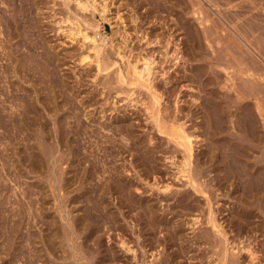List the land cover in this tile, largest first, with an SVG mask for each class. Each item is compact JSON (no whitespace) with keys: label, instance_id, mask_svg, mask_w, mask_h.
<instances>
[{"label":"rangeland","instance_id":"rangeland-1","mask_svg":"<svg viewBox=\"0 0 264 264\" xmlns=\"http://www.w3.org/2000/svg\"><path fill=\"white\" fill-rule=\"evenodd\" d=\"M76 1L77 0H67V1L66 0H0V15H1L0 16V22H1L0 23V39L2 40L1 41L2 43L4 42V39H6V37L7 39H9L6 43L7 45H6L5 50L3 49L4 52L8 51L7 52L9 53L8 56L5 55V53L3 52L0 53V65H1L0 69L1 68L3 69V71L2 69L0 70L1 71L0 72V77H1L0 78V117H1L0 118V126H1L0 127V134H1L0 135V264H39V263L41 264L42 261L37 259L36 257V251L38 250V247L41 248V243L38 242L40 238L37 237V235L39 234L41 227L46 229L45 228L46 223H42V221H39V220L41 219L43 220V222H47V220L50 219L49 218L50 216H44L46 214L47 215L51 214L53 216L56 215L57 217H59L60 212H59L58 205L59 206L60 204L63 205L64 202L67 205L66 209H69V206L71 208L72 205H77V203L71 202V199H70L71 196L81 191L80 189H82V187L89 185L88 184L89 180L87 181L83 180L82 184L80 185L81 188H79V185H78L79 182L77 181L75 182L77 170H75L74 167L77 166L76 164H78V159L73 156L69 148V145L67 143L62 144L63 142L61 143L59 141L58 139L59 133L57 131V128L59 125L63 126L67 130L73 129V128L80 129L82 134L79 132L77 134L78 137L76 136V134H73V133H71L70 135L74 139L78 138L79 141L81 140V137H82L81 143L79 142L78 144L79 147H77V151L81 153L80 156L84 155L90 161L87 160L86 158L81 159L82 160L81 166L88 167L90 165V162L92 161L97 163V168L96 166H91V169H89L90 172H92L91 171L92 169L94 171L90 173L89 175L90 176L89 178L92 179L90 180L93 182L100 180L99 177H101L99 161L101 162L100 156L103 153V151H101V148L104 143L102 142L105 140V137H106V136H103V132L111 133V134L106 133L107 135H111V137L120 138V135L117 134L115 136L112 130H109V131L105 130L106 132L103 131L104 128L103 129L101 128L102 126H100L101 125L100 122L111 123L110 128H116V126L118 125L117 120L118 118H121V117H123V119H127V121L132 123L135 128V133L141 135L143 139L148 140L149 137L153 135L152 137H153V140L155 141L152 140L150 143L148 142L146 145L155 146L158 143L161 145L156 148L157 152L154 154V157H153L155 164L159 165L163 171L172 169V167L169 168L171 164L170 161L168 162L169 158H165V156L168 155L169 153H166L164 151L163 153L162 150L164 149L163 147L167 148V145L169 146V144H172L173 142L171 141V142L165 143V141H167V137L165 136L166 138H164V135L158 132L156 128H154L153 123L145 119L146 115L143 113L141 109L140 111L137 112V107L128 106L126 105L125 100H119L121 96H126L129 93H131V91H135L131 96H147L148 94L145 93V90L143 88H140L139 90H137L136 87L133 88L132 86H127V85H122V84L121 86L120 83L118 86L117 82H115L116 79H115V72H114L115 68L114 67L109 68L107 70H103L100 73L96 74V68L94 66L95 65L94 62H91L89 64L86 61L80 62L79 61L80 54L84 53L87 50V44L83 46L80 44L81 40L79 38L81 37L79 35L76 36L74 39L70 38V35H69L70 27L74 26V24L72 25L69 21L65 20L67 16H70V18L73 19L74 22L80 21L81 27L83 26L84 28H87V30H90L92 32H97V38L100 35V37L102 38L104 37L105 40L108 39L106 40V44H107L106 49L108 51L107 54H109L110 56L109 58L111 60L113 58L114 59L116 58L117 60H119L118 56L115 53L114 44L115 43L119 44L121 42L120 44L123 45L124 44L123 37L125 36L127 38L126 39L127 46L124 49L125 50L124 53L126 54V57L129 56L128 59L129 60L131 59V61L135 60L137 55L140 52H142L143 54L144 53L149 54L150 52L152 53L155 50L154 56L156 57L157 64L155 63L154 65L155 66L154 76H157V77H155L154 81H155L158 91L160 90V92H164L163 93L164 98H162L163 105L166 104L169 107L168 110H173L175 108L173 107L175 106L174 101L178 99V103L179 104L181 103L180 106L182 105L184 108V113L187 111V108L189 107V103H190L191 96H192L191 93L192 91H194L191 89V86H194L196 88V92H198V93H195L194 96H209L208 94H210V92L208 93V91H210L211 86L206 85L208 88L205 87V84H203L202 81L206 78L207 75L209 74L213 75L212 72L215 70L220 71V72L222 71L221 74L224 73L223 69H219L222 66L221 64H223L221 63L222 56H220L222 52L224 53L223 57L225 59L223 60L225 64L227 62L226 60H229L230 59L229 57L232 54L234 57L236 56L237 58L238 56H240L239 60L241 58L243 59V56L240 54L243 51L242 48L233 44V40H234L232 38L233 31H232V28L230 27V24H231L230 20L232 19L231 15H234L235 12L237 13V15H239V17H237L238 19L237 18L236 19H237V22H239L240 24L243 23L240 25L241 27H243L244 24H245L244 26H246L247 21L248 23L253 25L249 21H252L253 18H255V20L257 21L256 17L258 14H260L261 19L264 18V9H263L264 0L262 1L261 0H258V1L257 0H214L217 3V7L216 5H213L214 1H210V0H106L107 5H108L107 7L109 8L108 17L112 16L114 12L115 13L117 12L123 19V25L121 26V29H122L121 34L124 33V35L119 36L118 33H114L113 31L114 28L111 25V24H114L112 22L113 19L102 20L98 12L92 15L91 11L89 10L82 11L77 6ZM100 1L101 0H97V2H100ZM198 1L203 5L204 8L206 7L205 9L207 12V16L209 15L208 16L209 18H207L205 14L206 13L205 9L203 10L204 11L203 14H205L204 16L203 14L193 15L192 10L193 8L197 6L196 3ZM222 12L224 15L222 14ZM239 12H241L242 14L241 13L239 14ZM251 14H254V15L252 16ZM197 16H198V19H197ZM240 16H241V19H240ZM245 16H247L249 19L246 18ZM250 18H252V20ZM210 19L212 20V22L210 21ZM92 20L101 21V26L97 30L91 28L90 26L88 28L87 23L93 22ZM202 20H204L205 22ZM214 20H215V23L213 24ZM259 20L257 22H259ZM192 22L194 24L193 26H195V28H197L198 30L197 36L194 35L195 30L193 28H190L191 27L190 24ZM260 22H259V26L262 25L260 28V31L258 29L259 26L257 27L258 31L257 30L254 31L255 29L253 30V28H256V25H254V27L252 26L253 27L252 29H249L251 27L250 25H247L245 29L243 27V29L244 30L248 29L249 31L248 30L247 31L249 33L252 31V33H250L252 35H257V36L263 35L259 39L261 40V42L260 43L258 42V45L259 47L262 46V48L260 47V49L262 50L261 55L264 56L263 55L264 54L263 52L264 51V39H263L264 38V31H263L264 28L262 30V27L264 26V19L261 20ZM199 23H202V29H201V24ZM3 24L4 26H2ZM227 25L229 26V28H227L228 27ZM248 26L249 28H247ZM207 27L209 28L212 27V28L209 29ZM225 28L229 29V34L227 32L228 30H225V31L223 30ZM207 29H209V31ZM221 29L222 31H220ZM2 30L4 31L2 32ZM214 32L215 33L217 32V33L215 34ZM156 33H159L158 37L160 38V41L155 40L156 42L154 41L151 43H147L149 40L154 39ZM224 33H226L229 36H227ZM191 35H193V37H191ZM209 35L211 36V38H212V35L213 36L216 35L218 39L214 36V40L212 39L210 41ZM169 36L172 38L173 43L171 41L172 44L170 43L167 46V50H170V48L171 50H170V53L167 55L168 57L167 56L164 57L163 52L166 50V46L164 44H165L166 39ZM192 38L194 39L193 42L197 46L195 48L196 55L194 56V58H192L191 57L192 55L190 54L192 50V46H193L192 45L193 42H191ZM188 40H190V42ZM217 41L218 43L216 44ZM174 42L175 44L179 42L178 45L180 46V50H181L179 52V56L182 55L180 56L182 60L180 59L179 65H172L174 60H172L173 57L171 55V52L175 47ZM225 42H226V46L224 45ZM209 43L213 45L210 46ZM229 44L231 45V47H229L230 46ZM189 45H191V47ZM221 46H223V48L225 47L226 49L228 48V50H225L224 48L225 52L224 50L220 51ZM188 47L191 49H189ZM199 47H201V49ZM214 47H216L217 50L213 49ZM218 48H220L219 51H218ZM234 48L237 49V51L235 50V53L233 50ZM213 50L215 51L216 54L221 52L220 54H218L220 56L219 66L215 63L218 61L212 59L210 56V55H213L211 54V53H214ZM92 52L93 51H90L91 56L94 55V52L93 53ZM229 53H230V56H229ZM203 56L204 58H202ZM248 59L249 57L246 60L250 61V59L249 60ZM207 60H209L211 63L209 61L207 62ZM236 61H238V59H236ZM257 61H259V63H261L260 65H262L261 68L263 69H261L260 72L262 71V74H263L264 73V57L261 60L260 58H258ZM213 62L215 63L214 66L217 68H214V66L211 65ZM123 63H127V60L121 61V65ZM204 63L205 65L208 64L206 66L208 69V73L202 74V76L196 75L195 81H192V80L190 81V79H188L187 77L183 75L185 72L188 73V70L191 69L193 66L194 68L199 70L201 68V65H204ZM209 64L211 66H209ZM3 65H6V66L4 67ZM168 68L170 69L169 72L167 73L168 81L166 80L165 82L163 79L165 75L163 76L161 73H163ZM199 76L201 78L203 77L202 80ZM223 76L224 74L222 75V79L221 77L218 78V80H220L221 83H223V79H224ZM238 80L239 79H236V81ZM261 83L262 84H260V86H262V88L257 85L252 86V84L248 85L246 83L245 89L247 92H250V93H251V90L253 89L255 90L257 89L258 91L261 90L260 91L261 93L260 92L258 93L261 96V98H263L264 97V85H263L264 78L261 80ZM214 86L218 87V84ZM219 89L222 90V88H219ZM166 95H168V97ZM115 99L118 101L112 102V100H115ZM105 100H107V102ZM263 100L264 98L262 99V101ZM26 104L28 106L29 105H32V106L28 107ZM263 104H264V101H263ZM115 106H117L116 108L118 110L115 108ZM28 108L29 110H27ZM22 112H28L29 117L34 118V120L32 118L28 119L30 123L29 127H26V126L20 127V122L18 123V121H16L15 117H17ZM182 114L183 113L180 112V115L183 118V119L180 118V120L181 121L186 120L185 119L186 117H184ZM11 115H14V118ZM2 116L4 118H2ZM40 116L42 117V119H39ZM10 117H12L13 119H10ZM43 119L46 120V123L45 124L43 123L44 125L42 126V122H45ZM189 123H190L189 125H186L187 127L192 125V121L191 122L189 121ZM64 124L66 125V127ZM187 124H188V121H187ZM6 125L7 126L12 125L13 127H10V126L7 127ZM35 127H36V130H35ZM44 127L46 130L43 129ZM81 128L82 129L84 128L83 130L85 131L83 132ZM191 128L192 126L188 127L187 129L192 130L193 128L192 129ZM49 129L51 130L49 131ZM100 129L102 132L100 131ZM11 130H14L13 134ZM47 130L49 131L48 133H47ZM98 130L100 132H98ZM55 132H57L58 134ZM10 133H11V136L14 135V137H11ZM49 133L53 137L52 136L50 137ZM92 133L95 136H93ZM6 134H8L10 137L8 135L6 136ZM55 135L57 136V138ZM79 135L81 136L79 137ZM101 135L103 137H101ZM42 136L44 138L47 136L46 137L47 139L46 138L44 139ZM98 136L100 137L98 138ZM28 137L30 138L29 140H28ZM86 137L88 138L86 139ZM23 138H25L26 140L25 139L23 140ZM36 138H38L39 141ZM42 138L44 139V141L42 140ZM51 138L53 142H51L52 141ZM95 138L97 139L95 140ZM83 139L85 142L83 141ZM88 139H89V142H88ZM34 140L36 141L34 142ZM206 141H209L208 138L202 140L203 143L201 142V140L200 142L198 141L197 142L198 146H197V143L195 144L196 153L201 151L203 149L202 147L205 148V146L206 147L208 146L206 145V143H204ZM65 144L67 145L66 148H65ZM56 153L57 155L55 157ZM92 154L93 156H91ZM178 154L180 155L181 152H179ZM110 156L106 158L110 162L109 164L106 163L105 167H109V165H115V164L118 165V167L120 168L119 170H121L122 173L126 176L125 182L127 181L129 186L133 185L132 189L136 197L140 198L142 196L144 197H148V196L154 197L155 196V195L153 196L152 194L150 183H155L158 180L156 181L153 178V175H150V174L141 175L143 171L141 173L137 171L138 169L142 167L138 165L139 164L138 159L133 158V156L129 154V152H125L124 154L119 153V155H115V156L114 154H112ZM178 157L180 158V156ZM57 158L59 160L57 164H55L56 163L55 160H57ZM52 159H54L53 163H52ZM71 160L73 162H71ZM131 162H133L134 164H132ZM196 162L197 160H195V164ZM121 165L123 166V168ZM214 165L216 164H212L211 162L201 165V167L205 166L203 168L206 170V175L202 177L203 179L206 178L207 180V177H208L207 181H210L212 179L211 177L212 176L214 177L215 171L212 170L215 167ZM135 168L136 169L138 168V169L136 170ZM106 173L108 174V172ZM93 176L95 179L96 178L97 179L96 180L93 179ZM167 177H168V173L167 174L165 173L164 179H166ZM57 180H60V181H57ZM170 180L171 179H168V181ZM179 181L175 182V187L185 188L186 186L183 184L184 180H179ZM215 181L216 179L213 181V183ZM58 184H59V187H58ZM136 184L138 186L141 185V187L138 189V192L137 190H135V187L137 186ZM215 187L217 186L215 185ZM141 188L145 191L141 190ZM24 189L26 190L24 191ZM112 191L113 192L108 194L109 195L108 200L111 203L110 205L111 207H113L112 208L113 210L115 211L120 210L119 204H121V202H119V199L117 200L115 190L113 189ZM156 191L158 190L156 188H153V192L156 193ZM218 191L220 192V189ZM41 197H45V202L43 203V206H44L43 209L39 207V202H38V199ZM221 198L222 199L219 200V203H223V204L221 205L219 204L220 207L218 206L217 210L218 209L220 210L217 211V215H218L219 220L221 222L223 221L222 222L223 228L228 232V234L230 232L229 234L230 239H234V241L235 240L237 241L236 242L237 247H236V250L234 251L235 252L241 251L239 254L241 256V261L243 262L241 263L242 264H245V262L248 263L247 253L245 249L241 248V246L251 245L253 247L255 246L258 249V252L260 255L259 264H264V245H263L264 244V241H263L264 240L263 239L264 229L261 228L259 230L257 229L258 231H252L253 232L252 234L251 232L249 231L245 232L244 230V231H241V234H240L239 228H237V226L233 227L234 224L231 225V223H229V221L231 220V217L234 214V211L232 212L233 209L229 207V205L233 204L232 201H234V198L228 197V196L221 197ZM200 199H203V200H200ZM199 200L200 201L198 205L199 207H201L202 205V208H204L203 210L204 215L199 210L200 209L199 207L198 209H195L198 212L195 210H192V211L184 210L183 211V209L181 210L179 207L177 209H179L180 212H178L177 216H174V217H177V218H174V221L176 222L164 225L165 227L163 225L162 226L157 225L154 228L155 231L153 230L152 233L148 232L149 227H147L148 225L145 219L138 218L139 216H137L136 214L137 210L128 211V208L125 207L123 210H124L125 216L127 217L120 214V217H122V219L119 222L120 225L106 223V225L103 226L102 224V227L100 226L101 228H100V231H98V234L100 235L101 240H103L102 245L100 247H97L96 244H93V249H95L94 251L97 253L98 251L100 252V250L111 246L114 249L115 253L117 251L116 253L117 256L121 255L120 258L118 256V259H119L118 261L117 259L115 261L111 260L112 264H123V263L124 264L126 263L127 264H139V263L143 264V261L145 260H149L150 264H152L154 261H159V264H176V263L177 264H193V263L194 264H200V263L209 264V261L211 263H214L215 260H219L221 258L222 248L220 246L221 244H219L221 237L219 236V234H217V232H215V230L210 229L208 226H206L205 223L195 224L194 226H192L188 222L189 219L194 216V214L201 217V219L205 218V212H206V208H205L206 204L204 201L205 199L201 196V198L199 197ZM216 205L217 204L215 203L214 206L216 207ZM40 209L45 211V212H42L43 214L41 215H39L41 211ZM71 209H72V211L70 212L71 214L80 212L78 208L73 207ZM200 212L202 213V215H199L201 214ZM171 215L172 214H169L168 216H171ZM37 220L39 221L38 223H37ZM177 220H179V222ZM177 222L178 224L179 223L181 224L179 225L176 224V227H172ZM200 226H201V229H200ZM26 227L28 228V230L26 229ZM232 227L234 229H232ZM173 229L174 230L176 229L177 232H180V233L174 234V232L172 231ZM47 230L48 229L44 230V232H47ZM144 234H145V237H144ZM173 234L175 235V237ZM122 236L125 238L127 245L131 244L130 246H132L134 249H137L136 250L138 254L137 257L134 258L132 251H126L124 250L123 247L120 246V240ZM59 239H61V237L57 238L58 241H60ZM241 239H244V241ZM215 240L216 242L218 241L219 243H216ZM213 242H215L219 248H217V245H215V243ZM238 242H241V243H238ZM180 243L182 244L180 245ZM176 244L178 245L176 246ZM183 246L184 247L186 246L185 249L183 248ZM238 247L240 248V250ZM177 248L180 249L176 251L177 253L179 252L178 255L175 252ZM217 250L220 254L217 252ZM20 252L21 253L23 252V253L21 254ZM174 252L176 255V256L174 255L175 258L172 257L171 255V253L173 254ZM42 253H45V250ZM45 255L47 256L48 254H45ZM50 257L52 258V260L54 259V263L56 264H59L60 262H66V261L68 263L70 262L69 264H72L71 262H73L74 264V261H75L74 258L72 259L73 261L69 259L63 261L61 257V251H57L54 256L50 255ZM60 258L62 260H60ZM165 258L166 260L168 258L170 259H168L166 262ZM190 258L192 260H190ZM171 259L172 261L170 262L169 260ZM84 261H86V259H84Z\"/></svg>","mask_w":264,"mask_h":264},{"label":"bare ground","instance_id":"bare-ground-1","mask_svg":"<svg viewBox=\"0 0 264 264\" xmlns=\"http://www.w3.org/2000/svg\"><path fill=\"white\" fill-rule=\"evenodd\" d=\"M210 1H214V0H210ZM252 2H254V1H252ZM76 3H77V6L79 7V9H81L82 11L89 10V11H91L92 15H94V13L98 12L100 14L102 20L113 19L112 22L114 24H111V25L114 28L113 29L114 33H118L119 36L124 35V33L121 34V30H122L121 26L123 25L122 17L117 12L116 13L114 12L112 16L108 17L109 8L107 7L108 5H107L106 0H101L100 2H97V0H77ZM196 4H197V6L195 8L192 7L193 8V10H192L193 15L194 14L195 15L203 14V12H204L203 10L206 7L204 8L203 5L199 1ZM213 5H216V7H217V3L215 1H214ZM239 8H241V7H239ZM244 8H246V7H244ZM205 12H206V9H205ZM240 13L241 12H239V14ZM245 13H247V12H245ZM205 14L207 16V12ZM205 14H203V16ZM222 14H223V12H222ZM235 14H234L235 16L231 15L232 19L230 20V23H231L230 27L232 28V31H233L232 34L234 37L232 35L231 36L234 39L233 44L242 48L243 51L241 53L240 52L239 53L243 56V59L241 58L239 60L240 56H238V58H237L236 56L234 57L233 54L230 56V53H229L230 59L226 60L227 62L225 64V62L223 60V59H225L223 57L224 53L220 52L221 53L220 56H222V62L221 63H223V64H221L222 66L219 69H223V71H224L223 83H221V81L218 80L219 77H221V79H222V75H223V74H221L222 71L220 72V71L215 70L213 72L211 71L213 75H210V74L207 75L206 78L202 81L203 84H205V87H207L206 85L211 86L210 91H208V93L210 92V94H208L209 96H194V94L198 93V92H196V88L194 86H191V89L194 91H192V93H191L192 96H191V100L189 103V107L187 106L188 108H187V111L185 110L186 111L185 113H184L183 106L182 105L180 106L181 103L180 104L178 103V99H176L174 101L175 106H173V107H175V108L173 110H168V108H169L168 105H166V104L163 105L162 98H164L163 97L164 92H160V90L158 91L156 84H155V81H154L155 77H157V76H154L155 75V66L154 65L157 62L156 57L154 56L155 50L152 53L150 52L149 54L148 53L143 54L142 52H140L137 55L136 59L131 61V59L130 60L128 59L129 56L126 57V54L124 53L125 52L124 49L127 46V43H126L127 38L125 36V37H123L124 38L123 39V42H124L123 45L120 44L121 42L119 44H116V43L114 44L115 53L118 56L119 60H117L116 58H115L116 60L114 58L111 60L109 58L110 57L109 54H107L108 51L106 49V45H107L106 40H108V39L105 40L104 37L102 38L99 35L98 36V38L100 39V41H99V39L97 38V32H92L90 30H87V28H84L83 26L81 27L80 21L74 22L73 19L70 18V16H67L65 18V20L69 21L72 25L74 24V26L70 27V31H69L70 38L74 39L76 36L79 35L81 37V38H79L81 40L80 44L82 46L87 44V50L84 53L80 54V60H79L80 62L86 61L88 64L91 62H94L95 63L94 66L96 68V74L100 73L103 70H107L109 68L114 67L115 68L114 69L115 79H116L115 82H117L118 86L120 83V85L122 84V85L132 86L133 88L136 87L137 90H139L140 88H143L145 90V93L148 94L147 96H131L135 92V91H131V93H129L128 95L121 96L119 100H125L126 101L125 103L128 106L137 107V112L140 111V109H141L143 111V113L146 115L145 119L148 121H151V123H153L154 128H156V130L158 132L162 133L164 135V138L167 137V141H165V143L166 142L168 143L171 141L173 142L172 144H169V146L167 145V148H165V147H163L164 149L162 148L163 149L162 152L164 151L166 153H169L168 155L165 154L166 155L165 158H169L168 162L170 161V163H171L169 168L172 167V169L167 170V171H165V170L163 171L159 165L155 164L153 157H154V154L157 152L156 148L161 146V145L159 143L156 144L155 142H154L156 144L155 146H152V145L147 146L146 145L148 142L150 143L153 140V137H152L153 135L151 137H149L148 140L143 139V137L141 135L135 133V128H134L133 124L130 123L129 121H127V119H123V117H121V118H118V120H117L118 125L116 126V128H110L111 123L100 122V124H101L100 126H102L101 128L102 129L104 128L103 131L112 130L113 134H115V136L117 134H119L120 138L111 137V135H107V134H111V133H107L105 131L107 133L106 134L103 132V136H106V137H105V140L102 142V143H104L102 148H101V151H103V153L100 156L101 162L99 161L101 177H99L100 180L93 182V181H91L92 179L89 178L90 177L89 175H90V173H92L94 171L92 169L91 170L92 172H90L89 169H91V166H96V168H97V163L92 161V162H90V165L88 167H86V166L82 167L81 166V163H82L81 159L86 158L87 160H89L84 155L80 156L81 153L77 151V147H79L78 144H79V142L81 143L82 137H81V140L79 141L78 138L74 139L70 135L71 133H73V134H76V136L78 137L77 134L79 132L81 133L80 129L73 128V129L67 130L63 126L59 125L57 128V131L59 133V135H58L59 141L61 143L63 142L62 144L67 143L69 145V148H70L73 156L78 159V164H76L77 166L74 167L75 170H77L75 182L76 181L79 182V184H78L79 188H81L80 185L82 184L83 180L84 181L89 180L88 181L89 185L82 187V189H80L81 191L77 192L76 194H74L70 198L71 202L77 203V205H72L71 208H73V207L78 208L80 212L75 213V214H71L70 212L72 211V209L70 208V206H69V209H66L67 205L64 202L63 205L62 204H60V206L58 205L59 212H60L59 217H57L56 215L53 216L51 214H48V215L46 214L44 216H50L49 217L50 219L47 220V222H43V220H41V219L39 220V221H42V223H46L45 228L48 229L47 232H44V230H46V229L41 227V230L39 231V234L37 235V237L40 238L38 242L41 243V248L38 247V250L36 251V257H37V259L42 261L41 264H56V263H54V259L52 260L50 255L54 256L57 251H61V257H62L63 261L67 260V259L72 260L74 258V260H75L74 264H98V263H100V264H112L111 260L115 261L117 259V261H118L119 260L118 256L120 258L121 255L117 256V254H116L117 251L115 253L114 249L111 246L106 247L102 250H100L101 249L100 248V249H98V250H100V252L98 251L97 253L94 251L95 249H93V244H96L97 247H100L102 245L103 240H101V237L98 234V231H100L102 224H103V226L106 225V223H112V224L120 225L119 222L122 219V217H120V214L125 216L123 209L125 207H127L128 211L137 210L136 214H137V216H139L138 218L145 219V221L148 225L147 227H149L148 232L152 233V231L154 230V228L157 225L158 226L159 225L164 226V225L176 222V221H174V218H177V217H174V216H177L178 212H180V210L177 208L180 207V209L181 210L183 209V211L184 210L192 211V210L198 209L199 201L203 200V199L199 200V197L201 198V196L205 199L204 201L206 204V206H205V208H206L205 218L201 219V217L194 214V216L192 215L193 217H191L188 222L192 226H194L195 224L205 223L206 226H208L210 229L215 230V232H217V234H219V236L221 237V238L219 237L220 243L218 241L216 242V240H215L216 243L221 244L220 245L222 248L221 249L222 250L221 258L219 260H215V258H216L215 257L214 258L215 262L211 263L209 261V264L210 263L211 264H242L243 263L241 261V256L239 255L241 251H239V252L234 251V250H236V247H237V243H236L237 241L236 240L234 241V239H230V236H229L230 232L228 234V232L223 228V224H222L223 221L221 222L218 218V215H217V211H219L220 209L217 210V208H218L219 204L220 205L223 204V203H219V200L222 199L221 197H226V196L233 197L234 198V201H232L233 204L229 205V207H231L233 209L232 212L234 211V214L231 217V220L229 221V223H231V225L234 224L235 226L233 225V227L237 226V228H239L240 234H241V231H244V230H245V232L249 231L252 234L253 233L252 231H258L261 228L264 229V104H263L264 100L262 101V99L264 97L261 98V96L258 93L261 90L258 91L256 89L257 90L256 91L255 89H253L254 91L251 90V93H250V92H247L245 89L246 83L248 85L252 84V86H256V85L260 86V84H262L261 80L264 78V75H263L264 73L262 74V71L260 72V70L263 68H261L262 65H260L261 63H259V61H257V60H258V58H260V60H261L264 57L261 55L262 50L260 49V47L262 48V46L259 47V45H258V42L259 43L261 42V40H259V39L263 35H258L259 36L258 37L257 35L250 34V33H252V31L249 33L248 29L244 30L247 25L251 26L250 28H249V26L247 27L249 29H252L254 27V25H256V28H253V30L255 29L254 31H256L257 27L259 26V22L261 20H263L264 18L261 19L260 14H258L259 17H258V15L256 17L257 21L260 19L259 22H257L255 20V18H253V20H252V18H250L252 21H249V22H251L253 25L248 23V21L246 19L247 24H246V26H244L245 24L243 25V27H244V29H243V27L240 26L243 23L240 24L239 22H237V19H238L237 17H239V15H237L236 12H235ZM248 14H250V13H248ZM217 15H218V13H217ZM251 15L253 16L254 14H251ZM208 16H207V18H209ZM241 16H243V15H241ZM241 16H240V19H241ZM245 17L248 18L247 16H245ZM197 19H198V16H197ZM211 19H210V21L212 22ZM243 19H245V18H243ZM100 20L99 21L98 20H95V21L92 20L93 22L87 23L88 28L90 26L91 28L97 30L101 26ZM202 21H204V20H202ZM208 21H209V19H208ZM214 23H215V20H214L213 24ZM189 24H188V26H189ZM199 24H201V29H202V23H199ZM190 25H191L190 28H193L195 30L194 35L197 36L198 35L197 34L198 33L197 28H195V26H193L194 25L193 22ZM2 26H4V24ZM261 26L258 27L259 31H260ZM207 28H209V27H207ZM210 28H212V27H210ZM227 28H229V26ZM263 28H264V26L262 27V30H263ZM193 29H192V31H193ZM205 29H206V27H205ZM209 29H207V30L209 31ZM203 30H204V28H203ZM223 30L224 31L228 30L227 32L229 34V29L225 28ZM3 31L4 30H2V32ZM6 31H8V30H6ZM220 31H222V29ZM261 33H263V32H261ZM158 34L159 33H156L154 39L149 40L147 43L154 42L155 40L160 41ZM224 34H226V33H224ZM5 36H4V38H5ZM214 36L216 37V35H214ZM214 36L212 35V38L210 36V41L212 39L214 40ZM227 36H229V35H227ZM11 37H12V35H11ZM191 37H193V35H191ZM8 40L9 39H7V37H6V39H4V42L2 43L1 42L2 40L0 39V48H1L0 53L3 52L7 56L9 53H7L8 51L4 52V50L6 48V45H7L6 43ZM171 41H172V38L170 36L165 41L164 45L166 46V50L163 52L164 57H166L170 53L171 48H170V50H167V46L171 43ZM188 41L190 42V40H188ZM193 41H194V39L192 38L191 42H193ZM202 41H201V43H202ZM221 42H219V43H221ZM172 43H173V41H172ZM193 43H192V45L194 47L192 46V50L190 53L192 55V56L190 55L192 58H194V56L196 55L195 48L197 47L196 44L195 43L193 44ZM217 43H218V41L216 42V44ZM176 44L174 42L175 47L171 52V55L173 57L172 60H174L172 65H179L180 59L182 60V58L180 57L182 55L179 56V52L181 51L180 46L178 45L179 42ZM209 44H210V46L213 45V44L211 45V43H209ZM224 45L226 46V42ZM189 46L191 47V45H189ZM216 47H214L213 49L217 50ZM229 47H231V45ZM199 48L201 49V47H199ZM220 48H221V50H220ZM220 48H218V51L219 50L223 51L225 47L223 48V46H221ZM189 49H191V48H189ZM225 50H228V48L227 49L225 48ZM225 50H224V52H225ZM233 50H234V53H235V50L237 51V49H235V48ZM90 51H93L94 55L91 56ZM226 52H228V51H226ZM220 53H218V54H220ZM211 54H213V55H210L211 58L214 60H217L218 62H215V61L214 62L219 66L220 65L219 64L220 63L219 62L220 56L218 54H216L215 51H214V53H211ZM248 57H249L250 61L246 60ZM202 58H204V56ZM235 58L238 59V61H236ZM125 60H127V63H123L122 64L123 66H122L121 61H125ZM208 61L209 60H207V62ZM214 62L211 65L214 66L215 65ZM207 65H205V63H204V65H201V68L199 70H197L193 66L191 69L188 70V73L185 72L183 75L185 77H187L188 79H190V81L191 80L195 81L196 75L202 76V74L208 73V69L206 67ZM211 65L209 64V66H211ZM3 66L5 67L6 65H3ZM214 68H217V67L214 66ZM169 70L170 69L168 68L163 73H161L163 76L165 75V77L163 78L165 82L167 80V77H168L167 73L169 72ZM2 71H3V69H2ZM171 78H172V76H171ZM202 78H201V80H202ZM236 79H239V80L236 81ZM216 84H218V87L214 86ZM132 87H130V88H132ZM260 87L262 88V86H260ZM219 88H222V90ZM136 89H134V90H136ZM129 90H131V89H129ZM207 90H209V89H207ZM179 93H177V94H179ZM166 96L168 97V95H166ZM105 101L107 102V100H105ZM116 101H118V100H116V99L112 100V102H116ZM29 106H32V105H29ZM116 107L117 106H115V108ZM126 108H128V107H126ZM27 110H29V108ZM180 112L183 113L182 115L184 117H186L185 118L186 120H183V121L180 120V118H182L180 115ZM11 116H13V118H14V115H11ZM2 118H4V117L2 116ZM13 118L10 117V119H13ZM15 118H16V121H18V123L20 122V127H25V126L29 127L30 123H29L28 119L32 118L34 120L33 117H29L28 112H22ZM39 119H42V117L40 116ZM43 120L45 122H42V126L46 123V120L45 119H43ZM9 121H11V120H9ZM187 121H188V124H187ZM189 121L190 122L192 121V125H190L193 128V129L191 128L192 130L187 129L188 127H190V126H188V127L186 126V125L190 124ZM14 122H15V120H14ZM96 123H97V121H96ZM9 126L10 125H8L7 127H9ZM10 127H13V126L11 125ZM65 127H66V125H65ZM43 129H45V127ZM83 129L81 128V130H83ZM35 130H36V127H35ZM50 130L51 129H49V131ZM87 130H88V128H87ZM11 131L13 134L14 130H11ZM49 131L47 130V133ZM84 131L85 130H83V132ZM100 131H101V129H100ZM100 131L98 130V132H100ZM7 132H9V131H7ZM90 132H92V131H90ZM55 133H57V132H55ZM8 134H6V136ZM49 135H50V133H49ZM92 135H93V133H92ZM10 136H11V133H10ZM51 136L52 135H50V137ZM80 136L81 135H79V137ZM93 136H95V135H93ZM103 136L101 135V137H103ZM11 137H14V135H12ZM16 137H17V135H16ZM99 137L100 136H98V138ZM43 138H42V140L44 141L45 138L44 139ZM56 138H57V136H56ZM87 138L88 137H86V139ZM207 138L209 141H206L204 143H206V145H208V146L207 147L205 146V148L202 147L203 149L201 151H199L198 153H196L195 152V144L198 141L200 142V140H201V142H202V140L207 139ZM24 139L25 138H23V140ZM29 139L30 138L28 137V140ZM36 139L38 140V138H36ZM96 139L97 138H95V140ZM18 140H19V138H18ZM51 140H52V138H51ZM161 140H163V139H161ZM35 141L36 140H34V142ZM48 141H50V140H48ZM83 141H84V139H83ZM117 141H118V143H117ZM153 141H155V140H153ZM51 142H53V140ZM88 142H89V139H88ZM45 144H44V146H45ZM60 146H61V144H60ZM66 146L67 145L65 144V148H66ZM197 146H198V143H197ZM197 146H196V148H197ZM133 151H135V152H133ZM38 152H40V151H38ZM125 152H129V154H131L133 156V158L139 160L138 165H140L142 167L140 169L137 168L138 170L136 168L135 169L139 173H141L143 171L141 173V175L142 174H144V175L150 174V175H153V178L156 181L158 180L155 183H150V188L152 189V194H153V196L155 195L154 197H151V196H148V197L142 196L140 198L136 197L134 195V192L132 189L133 185L132 186L130 185L131 186L130 187L129 184L127 183V181L125 182L126 176L122 173L121 170H119L120 168L118 167V165L115 164V165H109V167H105L106 163L109 164V162H110L106 159V158H108V156H110L112 154H114V156L119 155V153L124 154ZM179 152H181L180 155L178 154ZM84 153H86V152H84ZM56 155H57V153L55 154V157H56ZM32 156H34V155H32ZM91 156H93V154ZM178 156H180V158ZM57 157H59V156H57ZM129 158H131V157H129ZM54 159H52V163H53ZM58 160H59L58 158H57V160H55L56 161L55 164H57ZM195 160H197L196 164H195ZM71 162H73V161L71 160ZM208 162H211L212 164H216V165H214L215 167L212 169L215 171L214 177L212 176L211 177L212 179L211 180L209 179L210 181H207L208 177H207V180H206V178L205 179L202 178L203 176L206 175V170L203 167H205L207 164L203 167H201V165L208 163ZM41 163H42V161H41ZM131 163L134 164L133 162H131ZM135 166H137V165H135ZM122 168H123V166H122ZM106 172H108V174ZM64 173H65V171H64ZM131 173H133V172H131ZM165 173L166 174L168 173V177L166 179H164ZM210 173H211V171H210ZM93 179H95L94 176H93ZM168 179H171V180L168 181ZM215 179H216V181L213 183V181ZM179 180H184L183 184L186 186V187L184 186L185 188L175 187V182L179 181ZM57 181H60V180H57ZM143 181H145V180H143ZM145 183H143V184H145ZM215 185L217 187H215ZM58 187H59V184H58ZM140 187H141V185L140 186L137 185L135 187V190H137V192H138V189ZM153 188H156L158 191H156V193H154ZM113 189L116 192L117 200L119 199V202H121V204H119L120 210H116V211L112 209L113 207H111V205H110L111 203L108 200V197H109L108 194L113 192L112 191ZM219 189H220V192L218 191ZM25 190L26 189H24V191ZM141 190H143V189L141 188ZM143 191H145V190H143ZM51 193H53V192H51ZM62 196H64V195H62ZM22 198H23V196H22ZM4 199H5V197H4ZM27 199H28V197H27ZM38 202H39V207H41L43 209V207H44L43 203L45 202V197L39 198ZM215 203L217 204L216 207L214 206ZM199 208H200L199 210L203 213L204 208H202V205ZM42 209H40L41 211H40L39 215L43 214L42 212H45ZM195 211H197V210H195ZM202 213L201 214L198 213V214L202 215ZM169 214H172V215L168 216ZM203 215H204V213H203ZM125 217H127V216H125ZM130 218H131V216H130ZM39 221L37 220V223ZM177 221L179 222V220H177ZM178 222L175 223L174 226H172V225H170V226L176 227V224H178ZM112 224H110V225H112ZM179 224H181V223H179ZM147 227H145V228H147ZM233 227H232V229H234ZM26 229L28 230L27 227H26ZM108 229H109V227H108ZM200 229H201V226H200ZM41 231H42V233H41ZM158 231H159V229H158ZM172 231L174 232V234L180 233V232H177L176 229L175 230L173 229ZM126 233H127V231H126ZM126 233H124V234H126ZM235 233H237V232H235ZM177 236H178V234H177ZM58 237H61V239H59L60 241L57 240ZM144 237H145V234H144ZM174 237H175V235H174ZM213 237H215V236H213ZM112 239H114V238H112ZM131 239H132V237H131ZM205 239H206V237H205ZM236 239H238V238H236ZM253 239H255V238H253ZM181 240H183V239H181ZM181 240H180V242H181ZM241 240L244 241V239H241ZM215 242H213V243H215ZM241 242H238V243H241ZM216 243H215V245H217ZM253 243H251V244H253ZM181 244L182 243H180V245ZM130 245H127L125 238L122 236V238L120 240V246L123 247L124 250H126V251H132L133 257L135 258L138 255L136 252L137 249H134ZM177 245L178 244H176V246ZM238 245H240V244H238ZM25 246H27V245H25ZM185 247L183 246L184 249H185ZM153 248H154V246H153ZM169 248H170V246H169ZM217 248H219L218 245H217ZM241 248L245 249L247 256H248V263L245 262V264H259L260 263V261H259L260 255H259L258 249L255 246L253 247L251 245L250 246L248 245V246H241ZM178 249L179 248H177L175 250V252L178 251ZM44 250H45V253H42ZM239 250H240V248H239ZM209 251H210V249H209ZM237 251H238V249H237ZM245 251H243V252H245ZM121 252H122V250H121ZM144 252H146V251H144ZM175 252L173 254L171 253L172 257H174ZM183 252H184V250H183ZM217 252H218V250H217ZM18 254H19V252H18ZM45 254H48V255L46 256ZM168 254H170V253H168ZM178 254H179V252L177 253V255ZM230 256H232V257H230ZM192 258H194V257H192ZM245 258H246V256H245ZM62 259L60 258V260H62ZM84 259H86V261H84ZM168 259H170V258H168ZM22 260H23V258H22ZM159 260H160V258H159ZM165 260H166V258H165ZM167 260H166V262H167ZM190 260H192V259L190 258ZM93 261H95V262H93ZM169 261L171 262L172 259ZM190 262H192V261H190ZM69 263L66 261V262H60L59 264H69ZM71 263L73 264V262H71ZM143 264H150V262H149V260H145V261H143ZM152 264H159V261H154Z\"/></svg>","mask_w":264,"mask_h":264}]
</instances>
